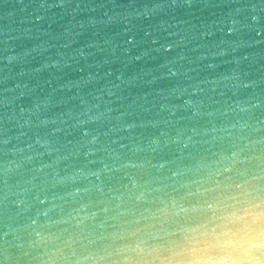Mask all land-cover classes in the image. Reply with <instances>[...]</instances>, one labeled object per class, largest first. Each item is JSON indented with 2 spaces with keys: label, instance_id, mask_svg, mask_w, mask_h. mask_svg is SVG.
<instances>
[{
  "label": "water",
  "instance_id": "95a60500",
  "mask_svg": "<svg viewBox=\"0 0 264 264\" xmlns=\"http://www.w3.org/2000/svg\"><path fill=\"white\" fill-rule=\"evenodd\" d=\"M0 264H264V0H0Z\"/></svg>",
  "mask_w": 264,
  "mask_h": 264
}]
</instances>
